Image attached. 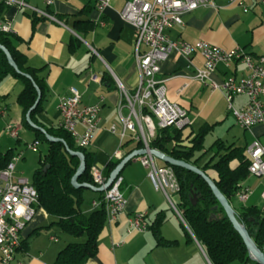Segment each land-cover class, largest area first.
I'll return each mask as SVG.
<instances>
[{"label":"crops","instance_id":"1","mask_svg":"<svg viewBox=\"0 0 264 264\" xmlns=\"http://www.w3.org/2000/svg\"><path fill=\"white\" fill-rule=\"evenodd\" d=\"M126 1L109 0L108 7L101 14L103 26L94 23L97 17L94 0H56L49 8H45L42 0H25L27 6L22 8L8 5L0 19V23L8 25L10 33L16 38L14 45L25 56V63L40 69L39 75L47 88L41 110L36 116L41 124L50 128L59 126L58 100L69 95L71 87H76L80 93L82 105H93L100 102V98L103 99L100 102L98 128L85 148L92 153L91 167L100 169L102 173L111 158L118 159L114 155L116 152L122 159L135 150L137 143L127 133L123 143L119 144L118 135L109 132L110 126H115L118 132L122 128L117 112L121 98L118 82L130 93L138 82L133 50L134 32L120 17ZM229 1L212 0L214 8L201 6L184 13L182 23L167 29L166 35L179 41L203 40L224 50L240 48L253 57L262 54L264 0H242L248 8L245 13L241 5ZM32 8L50 12L59 22L38 16ZM88 24L91 27L87 29ZM167 57L160 64L157 77L165 80L168 100L183 107L191 119V124L182 130L183 145H187L189 138L197 134L203 125L210 126L209 133L217 125L226 124L229 128L233 124L238 127L240 131L236 135L231 130L227 131L225 138L230 143L223 146L239 148L243 152L255 138L262 139V126L242 129L236 124L221 90L211 89L189 78L194 68L202 67L201 55L186 59L173 53ZM247 73L243 62L233 61L229 65L218 64L211 77L220 83L228 77L238 79ZM92 75L96 76V80L91 79ZM184 85L186 87L179 92ZM22 87L21 81L14 77L7 76L0 81V153L12 151L14 155L21 154L15 171L17 164L25 161V149L35 140L32 131L24 129L21 123L22 110L17 96ZM261 102H264L262 96ZM246 103L247 97L244 95H236L232 99V105L236 108ZM127 112L126 108L122 109L123 115ZM9 124L18 126L17 137L6 131ZM195 124L196 130L193 127ZM77 129L82 131L83 126L78 124ZM216 141L223 143L220 139ZM156 163L162 165L159 160ZM237 165L236 159L230 162L231 168ZM208 173L214 176L211 170ZM146 176L147 168L137 158L124 166L121 177L129 189L125 196V207L114 221L106 220L98 235L96 256L89 258L85 264H211L205 249L194 238L177 210L178 196L176 201L172 198L174 209L160 191L154 190ZM243 188L250 192L247 200L241 202L237 196L234 200L243 206L261 208L264 182L248 174L239 183V189ZM94 193L96 195L91 201L98 197L97 192ZM250 200L252 202L248 204ZM90 202L83 207L84 212L91 210ZM43 213L45 215L34 218L21 233V246L15 259L23 264H54L57 253L72 241L69 234H55L58 228L53 224L54 220L43 223L47 215ZM138 214L144 216L146 228L141 232H129V219ZM154 226L157 235L153 231ZM158 237L173 243H159ZM229 264L241 263L234 261Z\"/></svg>","mask_w":264,"mask_h":264},{"label":"built area","instance_id":"2","mask_svg":"<svg viewBox=\"0 0 264 264\" xmlns=\"http://www.w3.org/2000/svg\"><path fill=\"white\" fill-rule=\"evenodd\" d=\"M7 5H15L18 8L27 6L25 0H1ZM45 8L52 6L56 0H42ZM229 3H237L243 7L244 13L248 8L242 0H230ZM109 5V0H94V8L97 13L94 23L104 25L101 14ZM201 6L215 7L212 0H127L120 12V17L130 25L134 32L133 50L135 64L138 70V82L132 93L128 92L118 82L120 102L118 114L122 128L118 132L115 126L109 127V132L117 134L119 144H122L127 133L135 141L142 142V148H150V140L154 137L156 129L173 127L183 130L191 124L187 111L179 104L171 102L166 97L165 80L158 79L160 64L170 54L177 53L186 59L193 55H201L202 67L194 68L191 80H198L211 89L221 90L228 109L236 120V124L242 129H250L255 125L264 129V52L256 57L246 54L242 49L235 48L224 50L203 40L191 42L170 39L166 30L182 23V15ZM40 17H47L59 22L54 15L46 10L32 8ZM61 23V22H60ZM0 31L9 33L8 25L0 23ZM95 53V50L92 49ZM233 61H241L245 64L248 73L241 78L228 77L217 83L212 79L218 64L229 65ZM96 80V76H91ZM186 87H181L179 92ZM236 95L247 97V103L236 108L232 105V99ZM102 102V98H100ZM100 102L93 105H82L81 96L76 87L69 88V95L58 100L57 110L60 116V124L73 139L75 145L86 148L92 139L93 133L98 128L100 120ZM127 109V114H122V109ZM81 124L83 130L79 131L77 125ZM6 131L13 137L18 136V126L9 124ZM39 142L30 143L27 148L33 152L38 151ZM119 158V154H114ZM245 155L248 162V174L256 176L264 182V133L262 139L255 138L246 148ZM21 158V154L13 155L7 166L0 170V264H23L15 259L18 248L21 246V233L33 220L36 214L37 192L30 180L17 174L15 164ZM139 163L147 168V176L155 191H160L165 198L172 202V196L178 190V182L170 166L157 165L156 159L149 152L136 157ZM90 175L94 186H102L105 177L100 169L91 167ZM122 177L117 176L112 184L103 191L101 199H93L90 207L97 208L103 204L108 221H114L122 212L126 204V198L120 190ZM248 189H240L237 198L245 202L249 196ZM264 212V190L261 192ZM23 208V212L19 209ZM146 228L143 215H135L129 219L130 231H144Z\"/></svg>","mask_w":264,"mask_h":264},{"label":"trees","instance_id":"3","mask_svg":"<svg viewBox=\"0 0 264 264\" xmlns=\"http://www.w3.org/2000/svg\"><path fill=\"white\" fill-rule=\"evenodd\" d=\"M7 8L8 5L0 0V19ZM87 26L88 29L91 24ZM75 27L77 28V26ZM15 40L16 38L10 32L0 31V44L7 48L20 72L30 75L41 91L40 101L29 115L31 120L37 126L44 128L48 134L64 139L71 150L84 154L85 170L78 178V182L93 184L90 175L92 153L75 145L72 137L62 127H45L36 119L47 88L42 76L39 75L40 69L32 68L25 63V56L14 45ZM7 76L14 77L23 84V90L17 96V103L22 110V126L24 129L32 131L34 139L45 145L46 148L42 158L38 160V167L34 170L31 181H29L37 192L36 208L42 209L47 215L55 218L53 224L57 226L60 233L69 234L75 239H72L57 253L54 264H85L89 258L96 256L98 235L107 220L105 207L100 204L97 208H91L89 212L83 211V192L86 189L74 188L70 183L71 177L79 166V159L67 154L61 143L47 141L38 129H32L27 124L24 115L36 99V91L29 79L17 74L9 66L0 50V81ZM209 129L208 125L200 127L197 134L189 138L187 145L182 144V130L173 127L156 129L149 146L200 168L212 178L217 188L231 204V200L237 196V192L240 190L239 183L248 175L249 159L245 155V150L243 152L239 148L223 146L222 142L216 141L214 142L216 152L208 160L200 163L202 154L196 155V153L203 150V138ZM139 148H142L141 141H137L135 146V149ZM13 155L12 151L0 153V170L7 166ZM234 159L238 160V165L231 168L230 162ZM119 161L120 159L113 158L109 160L103 171L105 179ZM162 166L170 165L162 162ZM170 167L179 186V190L175 194L179 198L176 203L177 210L194 238L205 249L211 264H229L234 261L241 264H258L249 258L240 236L233 229L225 216L226 213L199 175L183 168L172 165ZM208 170H211L214 176H210ZM118 176H121V173ZM120 190L124 196L129 191L123 178ZM193 194L198 201L195 205L190 202ZM97 195V199H101L103 192H97ZM234 210L238 220L245 225L254 243L264 251V212L255 206L243 205L234 208ZM155 227L153 231L157 235L158 231ZM80 239L82 240L79 241ZM158 242L173 243L172 241H162L160 237H158Z\"/></svg>","mask_w":264,"mask_h":264},{"label":"water","instance_id":"4","mask_svg":"<svg viewBox=\"0 0 264 264\" xmlns=\"http://www.w3.org/2000/svg\"><path fill=\"white\" fill-rule=\"evenodd\" d=\"M0 50L4 54L6 61L9 64V66L17 74H21V76L23 75L24 77L29 79L31 81L35 91H36V94H37L36 99H35L34 103L32 104V106L27 110L26 114L24 115L27 124L32 129H35V130L38 129V131H40L45 136V139L47 141L61 143L63 145L65 151L67 152V154H69L71 156H75L79 159V166L77 167L73 176L70 179V183L74 188H79V189L82 188V189H86V190H91L93 192H103L105 189H107L112 184L114 179L121 173V171L123 170V168L126 164H128L130 161L132 162L136 157H138L140 155H144V153L146 154L147 152H149L151 155H153L155 157L156 160H159V161L163 162L164 164H167L170 166L172 165L174 167L183 168L187 171H190V172L196 174L197 176L199 175V177L206 183V185L210 189L213 196L216 198V201L218 202L220 207L223 209L224 213H226L225 216L227 217V219L231 223L233 229L240 236V239L242 240V242H243V244L247 250L249 258L251 260L257 262L258 264H264V251H262L261 249H259L257 247V245L254 243L253 239L251 238L248 230L246 229L245 225L238 220L236 212H235L234 208L232 207V205L230 204V202L220 192V190L217 188V186L214 183V181L212 180V178H210L204 171H202L200 168H198L197 166H195L191 163H188L186 161L184 162V160L175 159V158H173V157H171V156H169V155H167V154H165V153H163L157 149H154V148H149L148 150H146L145 148H139V149H135V150L131 151L130 153H128L127 155H125L118 162V164L111 170V172L109 173L108 177L106 178V180L102 186H94L93 184H90L87 182H80V181L78 182V178L81 176V174L85 170L84 154L80 151L71 150L68 147V145L66 144V142L64 141V139L48 134L44 128L37 126L31 120V116H29V115H31V112L35 109L36 105H38L40 98H41V91H40V89H38V86L35 85V82L33 81L32 77L30 75L20 72L18 66L16 65L15 61L13 60V58H12L11 54L9 53V51L7 50V48L0 44ZM44 170H45V168H44ZM190 200H191L190 202L193 205H195L196 202H198L197 198L194 194L191 196Z\"/></svg>","mask_w":264,"mask_h":264},{"label":"rangeland","instance_id":"5","mask_svg":"<svg viewBox=\"0 0 264 264\" xmlns=\"http://www.w3.org/2000/svg\"><path fill=\"white\" fill-rule=\"evenodd\" d=\"M193 127L196 130L197 124L193 125ZM228 130L229 131L231 130L232 133H234L235 135H236V133L238 134V132L240 131V129L233 124L229 128L226 124L223 126L217 125L213 130L210 131V133L208 132L204 136L203 150L201 152L197 153V155L202 154L201 163L208 160L216 152V148H215L216 146L214 145V142L216 140H218V139L223 140V144L224 143L225 144L230 143L229 140H227V138H225V137H227L226 133ZM45 151H46V148H45V145H43V144H40L38 146L37 152H32L28 148L25 149V152H26L25 161H21L20 163L17 164L16 173L21 174L23 177H25L31 181L34 170L37 169V167H38V160H39V158H42ZM248 184H251V182H249ZM95 195H96V193H94L90 190H84V192H83L84 204L82 207L86 206V204H89V202L91 201V199ZM172 198L176 201L177 197H176V195H173ZM250 202H252V200H250L248 202V204H250ZM176 203H177V201H176ZM231 205L234 208H238V206L240 205V202L238 203L236 200L232 199ZM43 215H45L43 213V211L40 208H37L34 218H38V217L43 216ZM51 220H55V218L52 216L46 215V218H45L43 223H48V221H51ZM171 228L174 231H176V229H174V227H171ZM55 234H57V235L60 234L58 229H57ZM70 238H72V237L70 236ZM72 239L75 240L74 238H72ZM81 240L82 239H80L79 241H81Z\"/></svg>","mask_w":264,"mask_h":264},{"label":"clouds","instance_id":"6","mask_svg":"<svg viewBox=\"0 0 264 264\" xmlns=\"http://www.w3.org/2000/svg\"><path fill=\"white\" fill-rule=\"evenodd\" d=\"M20 212H23V208L19 209Z\"/></svg>","mask_w":264,"mask_h":264}]
</instances>
